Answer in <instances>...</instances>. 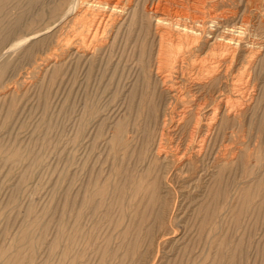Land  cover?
Returning a JSON list of instances; mask_svg holds the SVG:
<instances>
[{"label":"rangeland","instance_id":"rangeland-1","mask_svg":"<svg viewBox=\"0 0 264 264\" xmlns=\"http://www.w3.org/2000/svg\"><path fill=\"white\" fill-rule=\"evenodd\" d=\"M151 1L88 62L56 21L66 0H0V264H264V0L166 6L246 24L255 50L196 52L164 92Z\"/></svg>","mask_w":264,"mask_h":264},{"label":"bare ground","instance_id":"bare-ground-1","mask_svg":"<svg viewBox=\"0 0 264 264\" xmlns=\"http://www.w3.org/2000/svg\"><path fill=\"white\" fill-rule=\"evenodd\" d=\"M7 0H1V8L4 9L5 5L7 4L6 2ZM205 1V0H204ZM202 1V2H204ZM209 3H212L213 8H217V6L219 5L218 0H207ZM52 2V1H51ZM132 2V1H131ZM130 0H66L65 2V9L62 12L63 14L58 18L56 21L61 22L60 20L64 19V24L65 26L68 25H72L69 29L67 37H66V41H65V45L67 48H72L71 50H73V54L74 56L77 58L76 60H83V61H88V62H92L93 60H95L96 58V54L99 51H102L103 49L107 48L109 43H110V37L114 34L117 33L119 34L120 31L125 28L126 26H130L129 24V18L134 17L137 13H139V10L137 9V7H135L133 4H131ZM173 2H176L177 4H179V2L177 1H173V0H153L151 1V4H149L148 6H144V8L142 9V15L144 16V19L149 20L151 22H154V31L155 33L160 36L161 38V43H162V47L160 49V55L159 57H157L159 59V64H160V70L158 71V75H154V76H158V80L160 82L159 85L162 84L164 89L163 92L165 90L171 91L173 86L175 87V85L172 86V84L169 82V80H171L170 77H173V73H180L182 68H184L185 64L188 63V60L190 58L194 56H196V52L200 53V51L204 50L205 48H211V50H214L215 52H219V54H223L224 56L226 55V57H229L230 59H238L239 56H242L241 52H242V48H244L246 45V40H245V31L247 30V27H243L246 24H242L243 26H241V28L239 27H233L232 30L229 31L230 28H221V25L218 26L217 28H212L210 26H208L209 23L213 24L212 22L215 23V19L218 18V14L215 15H209L210 16V20L207 22H202L201 20L197 21V19L193 18L194 14L192 15L193 17V23H195V25H191L186 17L182 16V15H177L176 17H172L169 16V9L166 8V6H168L169 4H173ZM191 3V2H190ZM64 4V3H62ZM175 4V3H174ZM204 5V3H202ZM208 4V3H207ZM33 5V4H32ZM181 5V4H180ZM210 5V4H209ZM205 7V6H204ZM207 7V6H206ZM202 8V7H201ZM200 9V8H199ZM208 9V8H207ZM210 9V8H209ZM208 9V10H209ZM215 10V9H214ZM173 12V11H172ZM186 12V11H185ZM206 13V12H204ZM203 13V14H204ZM209 13V12H208ZM212 13V12H211ZM3 14V13H2ZM222 14V13H221ZM56 15V13H55ZM172 15V14H171ZM205 15V14H204ZM208 15V14H207ZM196 16V15H195ZM201 16V15H200ZM208 16V17H209ZM197 17V16H196ZM203 17V16H201ZM205 19V18H204ZM141 20V19H140ZM190 20V19H189ZM194 20H196L194 22ZM192 21V20H191ZM218 21V20H217ZM222 21V20H221ZM4 22V21H3ZM56 22V23H57ZM147 22V21H146ZM58 24V23H57ZM56 24V25H57ZM63 24V25H64ZM55 25V26H56ZM147 25V24H146ZM223 26V25H222ZM215 27V25H214ZM222 30H221V29ZM237 28V33L236 31H233ZM67 29V28H66ZM64 30V29H63ZM38 33V32H37ZM40 33V32H39ZM247 33V32H246ZM36 34V33H35ZM42 34V33H40ZM4 35V34H3ZM2 35V36H3ZM39 35V34H38ZM65 35V36H66ZM36 36V35H35ZM34 36V37H35ZM129 37V36H128ZM38 39V38H37ZM157 39V38H156ZM23 40V39H22ZM30 41V40H29ZM23 42V41H22ZM28 42V41H26ZM25 42V43H26ZM36 42V41H35ZM159 42V39H158ZM250 42H253L250 41ZM247 41V43H250ZM1 43V42H0ZM24 43V44H25ZM31 43V42H30ZM38 43V42H37ZM63 44V43H61ZM251 44V43H250ZM18 45V44H17ZM16 45V46H17ZM28 46L30 45L29 43L27 44ZM35 45V44H33ZM159 45V43H158ZM253 45V44H252ZM18 47V46H17ZM250 50H255L254 47L252 46H247ZM256 48V47H255ZM205 49V50H206ZM64 50V49H63ZM69 50V49H67ZM9 51V50H8ZM66 51V50H65ZM245 51V50H244ZM72 52V51H70ZM254 52V51H253ZM7 53V52H6ZM68 55L70 54L69 52H67ZM66 53V54H67ZM157 53V52H156ZM1 54V53H0ZM3 54V53H2ZM64 54V53H63ZM72 54V53H71ZM217 54V53H216ZM218 54V55H219ZM241 54V55H240ZM5 54L1 55V57H3ZM7 55V54H6ZM100 55V54H99ZM217 55V56H218ZM244 55V54H243ZM67 56V55H66ZM220 56V55H219ZM0 57V58H1ZM68 57V56H67ZM99 57V56H98ZM155 57V56H154ZM223 57V56H221ZM57 59V58H56ZM55 59V60H56ZM74 59V58H73ZM198 59V58H197ZM8 60V56H4L3 58V62ZM54 60V61H55ZM191 60V59H190ZM225 60V59H224ZM223 60V61H224ZM62 61V60H61ZM192 61V60H191ZM58 61H55L54 63H57ZM219 62V61H218ZM114 63V62H113ZM88 64V63H87ZM93 64V63H92ZM67 65V64H66ZM114 65V64H113ZM116 65V64H115ZM98 66V65H97ZM221 65H219L220 67ZM119 68V67H118ZM158 68V67H157ZM158 68V69H159ZM202 68V67H201ZM212 68L211 70H209L207 72L208 76L206 75V71L205 75L207 76V80H200L199 83L200 85H203V83L209 81V82H215L217 80L220 79V76H223V70L216 68V67H210ZM221 68V67H220ZM209 69V68H208ZM202 70V69H201ZM200 70V73L201 72ZM185 71V69H184ZM138 72V71H137ZM188 73V71H187ZM55 74V73H54ZM120 74V73H119ZM70 75V74H68ZM185 75V74H184ZM183 75V76H184ZM204 75V73H203ZM119 76V75H118ZM182 76V73L180 75V77ZM192 76V75H191ZM200 76V75H199ZM221 76V77H222ZM179 77V78H180ZM194 77V76H193ZM198 77V76H196ZM205 78V76H203ZM174 78V77H173ZM172 78V80H173ZM183 78V77H182ZM186 78V77H185ZM184 78V80H185ZM188 78V77H187ZM192 78V77H191ZM202 78V76H201ZM225 78V77H224ZM224 78H222L224 80ZM155 79V78H153ZM181 79V78H180ZM179 79V80H180ZM156 80V79H155ZM154 80V82H155ZM182 80V81H184ZM188 81H190V78L187 79ZM222 80V81H223ZM181 81V82H182ZM193 81V80H192ZM196 81H198L196 79ZM220 81V80H219ZM158 82V81H157ZM171 84V86L168 85ZM172 82V81H171ZM187 82V81H186ZM191 82V81H190ZM197 83V82H196ZM198 83V85H199ZM204 83V84H205ZM219 83V82H218ZM222 82H220L219 84H221ZM176 84V82H175ZM182 84V83H181ZM208 84V82L206 83ZM224 84V82H223ZM152 85V84H150ZM178 85V84H177ZM176 85V86H177ZM185 85V84H183ZM181 85V86H183ZM197 85V86H198ZM215 85V83H214ZM157 86V84H156ZM180 86V87H181ZM207 86V85H206ZM220 86V85H219ZM222 86V85H221ZM159 87V86H157ZM179 87V88H180ZM196 87V84H195ZM202 87V86H200ZM199 87V88H200ZM211 87V86H210ZM128 88V87H127ZM178 88V91H179ZM183 88V87H182ZM205 88V87H204ZM214 87H212L213 89ZM156 89V88H155ZM177 89V87H176ZM206 89V88H205ZM219 89V88H218ZM246 87H242V88H238L237 89V93H241L243 94L245 91ZM160 90V89H159ZM194 90V89H193ZM173 91V90H172ZM210 91V89L208 90ZM214 91V90H213ZM175 92V90H174ZM212 92V91H210ZM132 93V92H131ZM135 93V92H134ZM152 93V91H151ZM167 94V93H166ZM165 94V95H166ZM171 95H174L172 93H170ZM168 93V95H170ZM177 94V92H176ZM180 94V93H179ZM178 96V95H177ZM131 97V96H130ZM170 97V96H169ZM174 97V96H173ZM180 97V96H179ZM178 97V98H179ZM168 98V96H167ZM171 99V98H170ZM168 99V100H170ZM173 99V98H172ZM213 99V98H212ZM175 100V98L173 99ZM216 100V99H215ZM164 101V100H163ZM171 101V100H170ZM217 101V100H216ZM221 101V100H220ZM115 102V101H114ZM219 102V101H217ZM169 103V102H168ZM149 104V103H148ZM219 104V103H218ZM223 104V103H222ZM150 105V104H149ZM148 105V106H149ZM156 106V105H154ZM152 109V108H151ZM166 109V108H165ZM186 109V108H185ZM148 110H150V108H148ZM153 110V109H152ZM184 110V109H183ZM195 110V109H194ZM193 110V111H194ZM187 111V110H185ZM198 111V110H196ZM214 111V110H213ZM215 111L217 112V114L220 112L223 114L224 118L230 117V115H235V111L234 112H227L226 108L224 107H220V105H218L215 109ZM215 112V113H216ZM184 113V111H183ZM186 113V112H185ZM184 113V114H185ZM200 113V112H199ZM194 114V112H193ZM201 114V113H200ZM199 114V115H200ZM212 115V114H211ZM214 115V113H213ZM163 116V115H162ZM161 116V117H162ZM165 116V115H164ZM181 116V115H180ZM195 116V114H194ZM182 117V116H181ZM197 117V116H196ZM201 117V116H199ZM217 117V116H216ZM222 117V116H221ZM165 117H163L164 119ZM172 118V117H171ZM183 118V117H182ZM187 118V117H185ZM202 118V117H201ZM200 118V119H201ZM211 118V117H210ZM219 118V117H217ZM216 118V119H217ZM239 119V117H237ZM163 119H160L161 121ZM214 119V120H216ZM166 120V118H165ZM164 120V121H165ZM197 120V118H196ZM221 120V118L219 119ZM181 121V119H180ZM184 121V119H183ZM213 121V120H212ZM229 121V120H228ZM163 122V121H162ZM161 122V123H162ZM166 122V121H165ZM174 122V121H173ZM198 123V120L196 121ZM208 122V121H206ZM215 122V121H213ZM236 122V120H235ZM175 123V122H174ZM180 123V122H179ZM203 123V122H202ZM205 123V122H204ZM211 123V122H210ZM219 123V122H218ZM163 124V123H162ZM171 124V123H170ZM181 124V123H180ZM206 124V123H205ZM117 125V124H116ZM198 125V124H197ZM209 126V124H207ZM214 125V124H213ZM225 124H223L224 126ZM160 126V123H159ZM163 126V125H162ZM201 126L200 125V121H199V125L198 127ZM212 126V125H211ZM220 126V123L219 125ZM217 126V127H218ZM157 127V126H156ZM164 127V126H163ZM196 127V126H195ZM202 127V126H201ZM200 127V128H201ZM216 127V126H215ZM222 127V126H221ZM211 127H208V129ZM226 128V127H225ZM122 129V128H121ZM202 129H204L202 127ZM201 130V129H199ZM214 130V129H213ZM212 130V131H213ZM223 130V129H222ZM217 131V129H216ZM224 131V130H223ZM202 132V131H201ZM206 132V131H205ZM208 132V131H207ZM206 132V136L207 133ZM199 133V132H198ZM122 134V133H121ZM120 134V135H121ZM163 134V133H161ZM197 134V133H195ZM204 134V133H203ZM202 134V135H203ZM213 134V132H212ZM224 134V133H223ZM194 135V134H193ZM200 135V134H199ZM202 135L200 136L202 138ZM211 134H209L210 136ZM122 136V135H121ZM120 136V137H121ZM205 135H203L204 137ZM193 137V136H192ZM199 137V138H200ZM119 138V137H118ZM196 138V137H195ZM121 139V138H119ZM197 139V138H196ZM117 140V139H116ZM200 140V139H199ZM202 140V139H201ZM209 138L207 139H203L201 142H207ZM118 141V140H117ZM196 140L194 139V142ZM122 142V141H120ZM200 142V143H201ZM116 143V141H115ZM119 143V142H118ZM120 144V143H119ZM200 145V144H198ZM151 146V144H150ZM150 146H148L147 148H150ZM204 146V145H203ZM202 146V147H203ZM200 147V146H199ZM152 148V147H151ZM188 148V147H187ZM192 148V147H191ZM196 148V147H195ZM198 148V147H197ZM201 148V147H200ZM177 149V148H176ZM160 150V149H159ZM157 150V151H159ZM162 150V149H161ZM190 150V149H189ZM196 150V149H195ZM198 150V149H197ZM152 151V150H149ZM183 151V150H182ZM193 150H191L192 153ZM200 151V150H199ZM163 152V151H162ZM166 152V151H165ZM198 152V151H197ZM149 153V152H147ZM179 153V152H178ZM183 153V152H182ZM185 153V152H184ZM195 153V151H194ZM152 154V153H151ZM159 155L161 154V151H159L158 153ZM165 154V153H164ZM162 154V155H164ZM150 155V154H149ZM156 155V154H155ZM166 155V154H165ZM164 155V157H165ZM168 155V152H167ZM153 156V155H152ZM158 156V155H157ZM176 156V155H175ZM192 156V155H191ZM195 156V155H193ZM192 156V157H193ZM156 157V156H155ZM167 157V156H166ZM169 157V156H168ZM193 159V158H192ZM157 161V160H156ZM163 161V160H162ZM190 161V160H189ZM162 181V180H161ZM169 182V181H168ZM111 184V183H110ZM144 185V184H143ZM144 188V187H143ZM160 188V187H159ZM115 189V188H114ZM137 189V188H136ZM145 190V189H144ZM160 190V189H159ZM99 192V191H98ZM97 192V193H98ZM102 192V189H101ZM153 192V191H152ZM147 193V192H146ZM154 193V192H153ZM152 193V194H153ZM145 194V193H144ZM156 194V193H155ZM152 198H158V196H154L152 195ZM90 198V197H89ZM105 198V197H104ZM160 198V196H159ZM151 199V200H154ZM91 200V199H90ZM156 200V199H155ZM155 202V201H154ZM27 233V231H26ZM26 233L24 234V237H26ZM29 234V232H28ZM28 237V236H27ZM138 243V242H137ZM21 254V253H20ZM7 255V254H6ZM19 256V254H17ZM17 256V257H18ZM20 257V256H19ZM17 259V258H16ZM15 259V260H16ZM6 261V260H5ZM11 262V261H10ZM9 262V263H10Z\"/></svg>","mask_w":264,"mask_h":264}]
</instances>
